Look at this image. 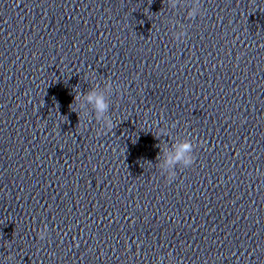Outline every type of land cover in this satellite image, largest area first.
Segmentation results:
<instances>
[{
    "label": "clouds",
    "instance_id": "clouds-1",
    "mask_svg": "<svg viewBox=\"0 0 264 264\" xmlns=\"http://www.w3.org/2000/svg\"><path fill=\"white\" fill-rule=\"evenodd\" d=\"M173 6H174V0H173ZM199 12L198 6H194L193 10L189 12L190 16H197ZM200 14V13H199ZM186 35V32L183 28H181L179 31L174 33V38L176 40H182ZM86 99L89 103H92L96 112L100 115L105 113L108 110V104L102 94H98L95 92V90L90 91L86 95ZM99 118V115H98ZM113 127L112 121L108 120L105 123V128L107 130H111ZM194 150V144L191 140H186L181 142L178 146L175 147L174 154L171 155L166 163L169 166H172L173 168L177 164H182L184 168L190 167L195 160V156L193 155ZM176 173L171 172L167 175V178L169 181L175 178ZM49 236L48 230L42 229L38 232V239L40 241H45Z\"/></svg>",
    "mask_w": 264,
    "mask_h": 264
}]
</instances>
